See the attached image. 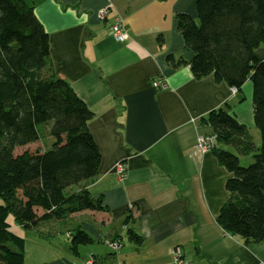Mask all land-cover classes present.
Listing matches in <instances>:
<instances>
[{
    "label": "crops",
    "instance_id": "crops-1",
    "mask_svg": "<svg viewBox=\"0 0 264 264\" xmlns=\"http://www.w3.org/2000/svg\"><path fill=\"white\" fill-rule=\"evenodd\" d=\"M30 1L49 36L51 68L92 113L87 127L100 162L86 184L103 208L72 213L65 224L41 221L32 227L34 237L21 234L26 263L177 264L178 248L188 264H264V241L246 243L217 222L233 173L211 149L195 145L200 135L214 133L201 119L220 107L259 144L251 82L232 92L213 74L197 78L190 69L193 52L177 30L176 17L186 13L197 20V0ZM103 8L108 11L99 20ZM115 18L127 33L124 41L110 33ZM255 54L264 62V46ZM154 79L167 87H154ZM119 162L125 165L122 178L115 168ZM18 228L31 232L14 224ZM129 228L141 244L127 239ZM77 230L90 234L91 243H70L68 234ZM28 238L44 247L42 239L52 249L58 241L68 251L65 256L27 252ZM106 240H121V247L111 250Z\"/></svg>",
    "mask_w": 264,
    "mask_h": 264
},
{
    "label": "trees",
    "instance_id": "trees-1",
    "mask_svg": "<svg viewBox=\"0 0 264 264\" xmlns=\"http://www.w3.org/2000/svg\"><path fill=\"white\" fill-rule=\"evenodd\" d=\"M196 12L197 20L186 13L176 17L177 30L193 52L189 64L193 75L213 74L217 82L237 91L250 81L253 121L259 131V144H255L247 127L224 107L201 119L215 135L210 149L233 173L225 184L229 199L216 219L246 243L264 241V62L255 54L264 46V0H197ZM49 48V36L30 0H0L3 264H27L25 239L14 231V224L32 228L39 221L103 208L101 199L94 198L83 183L95 177L100 162L87 127L92 113L73 88L51 71ZM168 60L173 62V57ZM43 126L54 139L49 149L15 153L23 130L34 129L37 134ZM245 155H250V163L243 166L240 161ZM127 236L141 244L134 229L129 228ZM73 242L86 244L89 238L77 230Z\"/></svg>",
    "mask_w": 264,
    "mask_h": 264
},
{
    "label": "rangeland",
    "instance_id": "rangeland-1",
    "mask_svg": "<svg viewBox=\"0 0 264 264\" xmlns=\"http://www.w3.org/2000/svg\"><path fill=\"white\" fill-rule=\"evenodd\" d=\"M50 44V43H49ZM49 50H50V48H49ZM50 61V60H49ZM49 66H50V69H51V71L53 70L52 68H51V64H50V62H49ZM47 127V126H46ZM89 129V128H88ZM34 130V129H33ZM31 131V130H29V129H25V130H23L20 134V143L18 144V145H16V148H15V153H18V154H20V153H22L23 151H29V152H34V151H37V150H39V151H44V150H47V149H49L50 147H51V145L53 144V142H54V139H53V137L49 134V131L48 130H46L45 129V126H43L42 128H40L39 129V131H38V133L36 134V132H34V131ZM92 135V134H91ZM93 137V136H92ZM94 139V138H93ZM249 160H250V155H245V157H243L242 159H241V161H240V164L241 165H243V166H245V165H248L250 162H249ZM249 162V163H248ZM123 167H124V169H125V165L123 164ZM82 183V182H81ZM83 183H87L88 184V182H83ZM87 184H85L86 186V189H87ZM81 185V184H80ZM84 187V188H85ZM79 188V186L76 188V189H78ZM230 195V194H229ZM76 212H78V211H76ZM73 213H75V212H73ZM72 213H70V214H64L62 217H60V218H55V219H53L54 220V226L56 225L55 224V222L56 221H60L61 219H63V221H64V224H65V217L66 216H69V215H71ZM9 221H11V222H13V216L12 215H10L9 216ZM52 220V221H53ZM39 222H41V221H39ZM39 222H37V223H39ZM36 223V224H37ZM36 224H35V226H36ZM63 224V225H64ZM45 225V224H44ZM53 225V224H52ZM57 225H61L62 226V223L61 224H57ZM24 227V226H23ZM62 228H65V227H62ZM29 229H31L30 231L31 232H29V230H26V229H20V228H18V229H15V232L17 233V234H19V235H21V234H23L24 236H27V237H34V234L32 233V229L33 228H29ZM77 232H75V234H76ZM83 233V232H82ZM35 234H37V233H35ZM75 234H73V233H69L68 234V237H69V239H70V243L75 239ZM85 234V233H84ZM87 235V237L89 238V242L88 243H86V244H89V243H91L90 241H92V238H91V235L90 234H86ZM126 236H127V233H126ZM29 239L30 238H28V240L26 241V250H27V252H39V251H41L42 253H45V254H51V251H56L57 252V254H63L64 256H65V250L66 251H68L66 248H65V244H63V246H59V245H61L60 243H59V245H58V241L57 242H55L56 243V247L54 246L53 248L54 249H52V248H50V247H52V245L50 246V247H48L47 245H50L49 243H47L46 241H44V240H39V242H40V244H42V246H44V247H39L37 244H35V243H33L32 241H29ZM127 239H129L128 238V236H127ZM64 243V242H63ZM106 245L111 249V250H118L120 247H121V240H106ZM63 247V248H62ZM70 251H71V248L70 247H68V246H66ZM71 253L73 254V255H75L74 254V251H71ZM173 254H174V258H175V261H176V263L177 264H188V262L187 261H185L183 258H182V254L180 253V251L178 250V248H175V250H174V252H173ZM41 264H48V263H46V262H43V263H41Z\"/></svg>",
    "mask_w": 264,
    "mask_h": 264
},
{
    "label": "built area",
    "instance_id": "built-area-1",
    "mask_svg": "<svg viewBox=\"0 0 264 264\" xmlns=\"http://www.w3.org/2000/svg\"><path fill=\"white\" fill-rule=\"evenodd\" d=\"M108 9L103 8L97 12V18L102 20ZM110 33L111 35L118 41H124L127 37V33L123 27L122 21L119 18H115L114 21L110 24ZM152 85L159 89H164L167 87V84L163 80L154 79ZM232 92H236L235 88H231ZM215 142V135L213 133L208 135H200L196 139V147L202 150H209ZM116 172L119 174V177L122 178L124 176V167L122 163L115 164Z\"/></svg>",
    "mask_w": 264,
    "mask_h": 264
}]
</instances>
